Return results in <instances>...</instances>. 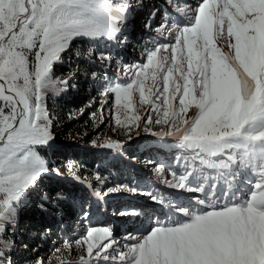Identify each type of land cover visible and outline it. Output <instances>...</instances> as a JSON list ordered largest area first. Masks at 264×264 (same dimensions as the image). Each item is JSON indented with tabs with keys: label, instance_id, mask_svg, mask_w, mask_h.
I'll return each mask as SVG.
<instances>
[{
	"label": "snow or ice",
	"instance_id": "obj_1",
	"mask_svg": "<svg viewBox=\"0 0 264 264\" xmlns=\"http://www.w3.org/2000/svg\"><path fill=\"white\" fill-rule=\"evenodd\" d=\"M132 10L129 0H0V264H12L8 234L50 171L39 153L53 140L46 102L68 85L54 65L77 38L123 43ZM157 15L155 31L167 42L141 63H124L123 82L109 81L101 95L111 94L116 125H161L153 135L174 139L179 154L164 182L193 202L150 193L166 220L158 216L120 239L108 226L90 225L63 249L70 255L75 245L78 264H264V0H163ZM98 59L106 66L113 57Z\"/></svg>",
	"mask_w": 264,
	"mask_h": 264
},
{
	"label": "rangeland",
	"instance_id": "obj_2",
	"mask_svg": "<svg viewBox=\"0 0 264 264\" xmlns=\"http://www.w3.org/2000/svg\"><path fill=\"white\" fill-rule=\"evenodd\" d=\"M191 3H195V0H190ZM157 5L160 8L163 7V0H158ZM145 21L135 30V32L130 33L127 36V39L123 43L101 41L93 43L87 39L77 38L72 42L71 49L65 53L63 60L67 57H86L85 53L89 48L94 52V57H89L88 60L97 62H89L93 65L102 66L101 61L98 59V56L101 52L105 54H111L113 60L111 62H105V70L97 71L101 76L106 80V85L109 81L115 82L117 78L123 82L125 79L123 74V64L127 63L129 65L141 63L145 60L144 53L147 50L153 49L155 44L158 42H167L164 35H160L155 31V28L161 23V17L152 20V27H146V24H149L148 21L144 26ZM167 35V34H165ZM123 38V37H122ZM83 50H81V48ZM84 59V58H83ZM121 61V64L118 66L116 61ZM90 66V65H89ZM61 67V63L54 65V76L60 77L61 79H80L83 72L67 71L63 74L58 72V68ZM104 67V66H102ZM99 68V70H100ZM106 87V86H105ZM67 89V88H66ZM64 90L63 92H65ZM104 91V88L96 94L94 102L98 103L92 109L80 108L78 111L70 110L62 112L56 107H51L53 103H50L49 99L54 98L55 96L49 94L46 102L47 111L51 120V131L53 134V140L50 142V145L42 147L45 151L56 152L60 151L63 153H68L69 148L75 144H82L85 146L87 151H92L97 155H106L108 159L111 158L112 154L118 159L124 160L127 159V163L132 167L128 173L127 177H121L118 180H115L113 183H107L102 181V175H99L96 172L97 166L90 168L85 165L84 162L76 161L69 158H49L46 161L50 171L41 177L44 176L61 179L68 182H73L81 184L86 187L92 196V200L102 206H106L108 203H112L113 210L108 209L109 217L105 214L100 221L95 222L91 218L90 211L85 209L83 205L80 206V213L87 211L89 213V218L87 220L83 217V222L89 227L91 226H108L113 230L114 235L120 239L129 231H140L143 232L148 228L149 224L154 222L156 217H160L161 220H166L168 218L167 209L164 210V214H161V206L155 203L150 198L151 194H156L157 196H166L168 197H177L182 196L183 204L187 205L190 202H193V194L182 192L181 190L174 189L169 187L164 181L170 180L171 175L168 171V165L173 164L174 158L179 153H174L177 149L175 141L172 137H161L158 135H153V132H160L161 125H154L151 131H145L143 125L140 127H132L129 130L128 127L119 126L115 124V121L111 117V108H112V96L111 94L107 96H102L101 93ZM107 101V103H105ZM91 100H87L85 105L91 107ZM103 107V113H101V108ZM86 112V122L78 123L72 121L78 114ZM93 113L96 114L93 117ZM141 114L143 115V110L141 109ZM191 114V112L189 113ZM101 115L103 120L101 121ZM87 124V126L85 125ZM156 140V142H154ZM146 141H153V147L149 149V143ZM167 143H163L166 142ZM169 141V142H168ZM87 142V143H86ZM116 142L118 145L115 148L100 147L99 145ZM140 144L141 151H148L143 153L147 155L145 158H140L138 161L136 159L128 158L125 154L126 150H131L134 147H138ZM149 149V150H148ZM161 152H160V150ZM174 150V151H173ZM142 154V155H143ZM125 158V159H124ZM107 159V158H106ZM106 161V160H105ZM105 161L103 164H105ZM109 161V160H108ZM151 162V163H150ZM102 164V165H103ZM159 164H164L165 169L161 173H157L156 167ZM69 165L72 167L69 168ZM101 165V164H99ZM59 170V175L56 174V171ZM97 175L100 179H97ZM100 181L98 185H101L103 188L107 185V191H100V197L95 195V192L92 189V185L95 182ZM123 185L135 186L139 189L137 194H133L124 190H117ZM199 195V194H196ZM115 198V199H114ZM33 202L32 196H30L24 203V206L19 212L18 222L14 231L9 232L8 238L14 241V246L10 253L12 264H13V252L17 247H19L17 239L18 235L20 237L24 235L23 232L20 233L22 217L26 212V207H28ZM116 208V210H115ZM117 209H139L140 213L138 216H122L119 215L120 211L116 214L111 212H116ZM82 223V222H81ZM147 224V226H146ZM74 241V240H72ZM123 243V241H121ZM63 247V246H62ZM65 251V250H62ZM72 257L68 255L51 257L48 259H42L43 264H78V257L82 254L79 252L75 245L72 246ZM36 264V263H35Z\"/></svg>",
	"mask_w": 264,
	"mask_h": 264
},
{
	"label": "trees",
	"instance_id": "obj_3",
	"mask_svg": "<svg viewBox=\"0 0 264 264\" xmlns=\"http://www.w3.org/2000/svg\"><path fill=\"white\" fill-rule=\"evenodd\" d=\"M81 50L82 47H80ZM93 50L89 48L86 57H67L58 68V72L63 74L67 71L74 72L80 70L83 72L80 79L68 80L67 89L59 96L50 98L51 107H56L62 112L70 110L76 112L80 108L92 109L98 103L94 102L96 94H98L106 86V80L100 73L93 77L92 73L105 70L104 67L88 63V58L94 57ZM84 58V59H83ZM89 62L93 61V59ZM106 64V63H105ZM90 65V66H89ZM100 68V70H99ZM91 100V107L85 105L86 101ZM86 112L78 114L72 121L78 123L86 122ZM87 126V124H85ZM149 143V149L153 147V141ZM156 142V140L154 141ZM87 143V142H86ZM148 149V150H149ZM160 150V149H159ZM174 151V150H173ZM58 152V151H56ZM50 152L43 148L39 149L41 157L48 161L51 158H69L76 161L84 162L85 165L93 168L97 166L96 172L102 175V181L113 183L121 177H127L128 171L132 168L129 163L118 159L112 154L111 158L104 155H97L92 151H87L82 144H75L69 148L68 153ZM148 151H141L140 144L131 150H126L128 157L136 159L145 158ZM161 152V150H160ZM174 153H179L175 150ZM143 154V155H142ZM107 158V159H106ZM106 160V161H105ZM109 160V161H108ZM105 161V164L103 162ZM101 164V165H99ZM103 164V165H102ZM98 182L92 185L95 192L102 190L107 191L109 185L104 188ZM33 202L26 207V212L22 217L21 230L24 235H18L17 242L19 247L13 252V264H35L38 259H48L68 255L72 257V251L69 255L68 251H62L63 242L65 240H75L83 235L88 226L83 222V215L80 213V206L90 211L91 218L95 222L100 221L104 217V206L94 202L91 192L81 184L64 181L61 179L44 176L39 180L38 191L32 194ZM43 202L44 208L39 205ZM82 222V223H81ZM56 249H61L57 253Z\"/></svg>",
	"mask_w": 264,
	"mask_h": 264
},
{
	"label": "bare ground",
	"instance_id": "obj_4",
	"mask_svg": "<svg viewBox=\"0 0 264 264\" xmlns=\"http://www.w3.org/2000/svg\"><path fill=\"white\" fill-rule=\"evenodd\" d=\"M136 5H137V4H133V8H137V7H138L136 10L139 11L138 9H141V8H140L141 6H136ZM135 13L138 14V15L140 14V13H138V12H135Z\"/></svg>",
	"mask_w": 264,
	"mask_h": 264
}]
</instances>
